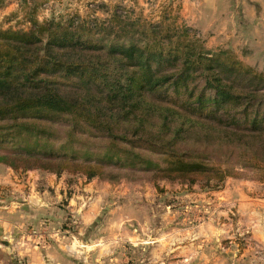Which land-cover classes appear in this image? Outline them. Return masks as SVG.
I'll return each instance as SVG.
<instances>
[{"label": "rangeland", "instance_id": "rangeland-1", "mask_svg": "<svg viewBox=\"0 0 264 264\" xmlns=\"http://www.w3.org/2000/svg\"><path fill=\"white\" fill-rule=\"evenodd\" d=\"M112 11L152 22L177 16L176 24L207 49L232 50L264 71V0H0V29L27 30L31 18L107 22ZM155 96L172 102L174 95ZM43 122L45 138L0 141V153H69V117L50 114ZM187 132L190 138L174 149L222 160L214 137L205 142L199 128ZM75 134L78 159L87 157L83 145L93 159L102 158L101 133L79 123ZM150 145L135 149L158 160V147ZM238 173L213 189L161 176L154 184L150 174L131 171L117 180L87 179L67 171L16 172L0 163V264H264V184L253 169Z\"/></svg>", "mask_w": 264, "mask_h": 264}, {"label": "trees", "instance_id": "trees-1", "mask_svg": "<svg viewBox=\"0 0 264 264\" xmlns=\"http://www.w3.org/2000/svg\"><path fill=\"white\" fill-rule=\"evenodd\" d=\"M176 17L152 22L112 11L107 22L31 18L27 30L0 29V141L45 138L50 114H66L72 124L69 153H0V163L87 179L117 180L131 171L150 174L154 184L161 176L213 189L238 169H253L264 184V71L232 50L207 49ZM160 90H171L172 102L159 101ZM79 123L105 137L102 158L85 145L87 157H76ZM194 128L205 142L214 137L223 161L174 149ZM141 144L156 145L159 159L135 149Z\"/></svg>", "mask_w": 264, "mask_h": 264}, {"label": "crops", "instance_id": "crops-1", "mask_svg": "<svg viewBox=\"0 0 264 264\" xmlns=\"http://www.w3.org/2000/svg\"><path fill=\"white\" fill-rule=\"evenodd\" d=\"M251 53H254V52H251Z\"/></svg>", "mask_w": 264, "mask_h": 264}]
</instances>
